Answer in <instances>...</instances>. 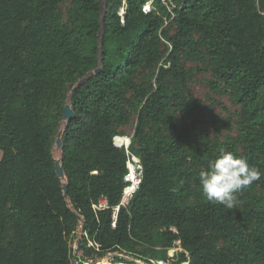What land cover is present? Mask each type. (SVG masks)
<instances>
[{"label":"trees","instance_id":"obj_1","mask_svg":"<svg viewBox=\"0 0 264 264\" xmlns=\"http://www.w3.org/2000/svg\"><path fill=\"white\" fill-rule=\"evenodd\" d=\"M103 2L70 0L63 23L65 0H0V264H73L74 211L85 222L82 250L91 258L96 250L88 240L102 256L142 254L146 246L162 260L180 240L177 264H264V202L237 212V204L230 210L197 194L199 172L221 149L246 158L261 173L253 184L264 192V0H105L102 23ZM188 45L208 59L212 89L241 108L238 136L215 144L195 139L191 152L185 137L161 132L171 128L170 109L185 120L204 119L183 90L167 83H187L181 52ZM98 69L72 94L75 116L63 131L69 206L53 139L68 84ZM157 69L155 84L137 82L144 70ZM128 105L138 121L130 152L143 178L113 228L112 210L95 213L92 206L103 197L117 205L126 187L128 155L113 139L131 117ZM149 124L157 130L151 139ZM237 197L244 199L242 192ZM8 226L14 235L5 245Z\"/></svg>","mask_w":264,"mask_h":264},{"label":"rangeland","instance_id":"obj_2","mask_svg":"<svg viewBox=\"0 0 264 264\" xmlns=\"http://www.w3.org/2000/svg\"><path fill=\"white\" fill-rule=\"evenodd\" d=\"M69 9L70 0H65V3L62 4L59 9L63 23H67L68 21ZM195 38L197 41L198 36ZM181 59L186 72L188 73L187 83L174 84L172 80H168L167 83L169 85V89L173 90L174 88L179 87L183 90L186 99L189 100L193 106H196L199 110H201L204 119H198L192 115L189 119L185 120L181 112L170 109L168 114L169 117L172 118L171 128L169 130L162 128L161 132L165 136L177 134L185 137L186 140H188L187 148L189 152L192 151L195 139H202L207 143L215 144L224 143L227 139L238 136L240 131L241 108L223 89L218 91L212 89V82H214L215 79L213 77V70L209 65L208 59L198 56L193 45H188L184 48V51L181 52ZM158 72L159 69L156 71L144 70L137 78V82L140 84H155V76ZM72 89V85L68 84L66 90L67 99L66 102H64V108L68 103V97ZM128 98L130 102L133 101V103H135V101L132 100L131 93H129ZM127 109L131 113V117L126 124L117 126V131L119 134H122V137L125 139L124 142L127 146L130 142V146L128 148L130 150L138 121L137 114L134 110H132L130 105L127 106ZM55 113V109L51 110V114ZM59 125L61 131L64 125V116L59 121ZM190 127H194L196 132L199 133L198 138H196L194 132L189 129ZM59 132L53 139L52 154L56 149L55 143ZM145 132L147 139L153 138L157 133L155 125H147L145 127ZM55 156H58V151H55ZM197 194L203 195L202 190H198ZM242 194L244 199L237 197V212H240L244 205H251L254 208H258L261 206L260 203L264 202V192L258 185L252 184L251 186L245 188L242 191ZM203 198L207 199L204 195ZM189 203L195 204V200L191 199ZM81 232L82 222L79 221L76 226L75 233L68 239L69 247L72 250V259L74 258L77 242L82 234ZM13 235V227L8 226L4 242L5 245H7V243L13 238ZM152 245L153 244L150 246ZM147 249L148 250H146V246L138 249V253H142L138 255L143 256L146 260L153 258L151 255L154 253L151 247ZM120 254L124 257L122 260L126 262L130 261V259H136L132 255L125 252H121ZM107 257L108 255L102 257V255H99L97 251L93 253V258L98 260V262Z\"/></svg>","mask_w":264,"mask_h":264},{"label":"clouds","instance_id":"obj_3","mask_svg":"<svg viewBox=\"0 0 264 264\" xmlns=\"http://www.w3.org/2000/svg\"><path fill=\"white\" fill-rule=\"evenodd\" d=\"M260 175L246 158L221 149L217 157L208 161L207 169L199 172V184L209 202L231 210L236 207L237 194L251 186Z\"/></svg>","mask_w":264,"mask_h":264},{"label":"built area","instance_id":"obj_4","mask_svg":"<svg viewBox=\"0 0 264 264\" xmlns=\"http://www.w3.org/2000/svg\"><path fill=\"white\" fill-rule=\"evenodd\" d=\"M151 7V3L147 4L144 8V12H149ZM122 138V136H116L113 139L114 145L119 149H125L127 155H128V174L125 176V183L126 187L123 191V194L121 196L120 202L115 206H110L108 200L106 197H103L100 199V201L96 204H93L92 208L95 213L103 212L105 210L111 209L112 210V227L116 228V224L118 221L119 214L122 210H125L129 212V209L131 207V204L133 202L134 196L136 195L137 191L140 188V185L142 183L143 178V167L141 164V161L133 155L128 148H123L118 146L117 141ZM130 165H133L135 167V177L133 178L131 176V170L129 168ZM172 231L177 232L176 229L172 228ZM85 236H87L86 233H84ZM88 247L94 248L97 253H100V246L94 244L92 241L88 240ZM159 249V248H158ZM76 251V250H75ZM182 245L180 240L174 241L173 245L167 249V257L168 260H162V259H144L143 256L138 255L137 253H129L126 251H116V252H108L106 255H108L107 258H104L108 261L109 264H177L174 262L177 255L182 252ZM125 252L129 255H132L136 259H130V261L126 262L122 260L124 258L120 253ZM114 255H118L119 257L117 259L114 258ZM104 257V256H102ZM101 262V261H100ZM98 262V260L91 258V260H87L81 256V254H77L75 252L74 258L72 259L73 264H101ZM180 264H189V262H183Z\"/></svg>","mask_w":264,"mask_h":264},{"label":"water","instance_id":"obj_5","mask_svg":"<svg viewBox=\"0 0 264 264\" xmlns=\"http://www.w3.org/2000/svg\"><path fill=\"white\" fill-rule=\"evenodd\" d=\"M106 11H107V8H106V2L104 0L103 2V5H102V23L104 22L105 20V14H106ZM102 37H103V30H101V33H100V46H101V40H102ZM101 57V56H100ZM102 62V60L100 59V63ZM99 72V69L94 71V72H91L89 73L87 76H85L84 78L80 79L79 82L73 87V89L71 90V93L68 97V103L67 105L65 106L64 108V124L67 125V123L72 120L74 118V111L72 110V107L70 105V99H71V96L72 94L74 93V91L80 87L85 81H87L88 79H90L92 76H94L95 74H97ZM63 131H64V128L62 127V130L59 132L58 134V137H57V140H56V148L60 149L61 150V153L63 154V147H64V144H63V140H62V136H63ZM53 156H54V153H53ZM55 158V157H54ZM55 171H56V174L58 176V178L62 181V190H63V194H64V198L66 199V201L68 202L69 206L71 205L70 204V201H69V195H68V181H67V177H66V174H65V171H64V168L62 166V156L60 159H56L55 158ZM74 213L76 214V216L78 217V220L82 222V234L80 235L79 239H78V242H77V248H76V253L77 254H81V256L87 260H91V257L87 256L83 250H82V246H83V242H82V237L84 235V227H85V222L84 220L82 219V217L80 216V214L76 213L74 211ZM119 256L118 255H114V258L117 259Z\"/></svg>","mask_w":264,"mask_h":264},{"label":"bare ground","instance_id":"obj_6","mask_svg":"<svg viewBox=\"0 0 264 264\" xmlns=\"http://www.w3.org/2000/svg\"><path fill=\"white\" fill-rule=\"evenodd\" d=\"M65 126H66V125L64 124V125H63V128H65ZM122 138H123V137H122ZM122 138H120V139L117 141L118 146L123 147V148H128V147L130 146V142H129L128 146H127L124 142H120V140H121ZM55 151H58V156H55ZM55 151H54V156H55V158H56V159H60L61 156H62L61 150L58 149V148H56ZM131 167L134 168L133 165H131ZM131 176H132L133 178L135 177L134 175H131ZM101 264H109V263H108V261H107L106 259H103V260L101 261Z\"/></svg>","mask_w":264,"mask_h":264}]
</instances>
